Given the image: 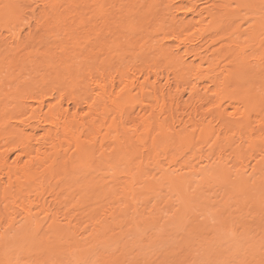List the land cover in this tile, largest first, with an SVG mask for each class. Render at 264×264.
Instances as JSON below:
<instances>
[{
  "label": "bare ground",
  "instance_id": "obj_1",
  "mask_svg": "<svg viewBox=\"0 0 264 264\" xmlns=\"http://www.w3.org/2000/svg\"><path fill=\"white\" fill-rule=\"evenodd\" d=\"M59 36L32 87L3 93L0 57V264L99 246L117 264L110 246L166 226L184 248L247 239L243 264H264V0H0V47ZM11 121L30 134L9 143Z\"/></svg>",
  "mask_w": 264,
  "mask_h": 264
},
{
  "label": "rangeland",
  "instance_id": "obj_2",
  "mask_svg": "<svg viewBox=\"0 0 264 264\" xmlns=\"http://www.w3.org/2000/svg\"><path fill=\"white\" fill-rule=\"evenodd\" d=\"M27 29H28V27L25 26L23 31L26 32ZM59 39L60 40H56L55 42L51 41L52 45L49 44L50 41L46 42V43L34 41L33 43H31V45L29 44V46H31V47H23V48H21L22 50L19 48L20 50L16 49L17 51L15 49L11 50L12 48H14V45L9 43V41L6 42L5 47H3V45H2L1 47H3V49H1V47H0V51L2 50V53L0 52V54H3V55H0V57L4 58V59H2V61L4 60L3 61V67H5V68H3V70H5L3 72V76H6V77H4L6 80L4 79L3 83H6V81H7V83L5 84L6 86L4 85V87H3L5 89V90H3V93L6 92V90H9L11 85L12 86H15V84L22 85V82H23V83L28 84L27 87H29V86L32 87L31 85L39 83L37 81H38V78L40 75L41 76H40L39 80L41 81V79L43 78V75H44V77L46 76L47 78H50V76H51V78H52V76L54 77L56 74H58V72L55 69L49 68L51 64H48L49 66H47V67L46 66L44 68L42 67V71L39 70L40 73H42V74H40L39 72H35L34 69H37L36 67H38L35 64L39 61V58L41 60H43V58L45 57L46 54L49 57H51L50 55H52L53 60L54 59L56 60L59 56H61V54H59V53H60L62 46L66 47V51H67V49H68V51H70V48L69 47L67 48V46H69L68 44H70V42L67 41L68 43H66V42H64V39L62 41L61 37ZM40 43H41V45L42 44L43 45L40 46ZM59 43H60V45H59ZM63 43H65V44H63ZM45 44H48V46L45 47ZM55 44L57 46L59 45L60 47L55 46ZM34 46H37V47H34ZM28 48L29 49L34 48L35 51H33L34 49L29 50ZM53 48L60 49V50L56 51ZM24 49H26L28 51H25ZM38 49H40L41 51H39ZM51 49H52V51H49ZM44 51L46 53L45 55H43V56L39 55V54H43ZM12 52H15V54ZM18 52L20 55L18 54ZM28 52H29V55L27 54ZM47 52H49V53H47ZM56 52H58V53L56 54ZM16 53H17V56H16ZM4 54H5V56H4ZM31 54H32V56H31ZM55 54H56V56H55ZM58 54H59V56H58ZM76 55L79 56V53L77 52ZM9 56H10L11 60L9 59ZM12 56L14 57L15 60L12 58ZM26 56H27V58H26ZM17 57H20V59H17ZM21 57L25 62L21 61L22 60ZM28 57L31 58V62H30V58H28ZM32 57L35 58V59H33L34 61L32 60ZM79 59L80 58H72V60L70 59L69 62L74 61L75 65H77L79 63ZM11 61L13 64L11 63ZM19 61H20L21 65L17 64V63H19ZM22 62H23V64H22ZM10 64H12L11 65V66H13L12 68L10 67ZM14 64L20 65L21 67L16 66V68H17V70H16V68H14L15 67ZM24 64H25V66H24ZM52 65H55V64L53 63ZM22 67H24V68H22ZM18 68H20L21 72H19L20 70ZM40 68L41 67H39L38 69H40ZM30 69L34 70V71H31ZM44 69L46 70V72L47 71L48 72L45 73ZM12 71H13V74L15 77L13 76ZM54 71H56L57 73H55ZM34 72H35V74H34ZM51 72H54V73H52L50 75ZM25 75H29L31 77H25ZM11 76L14 78H12ZM36 76H38V77H36ZM22 77H25V78H23L24 81L22 80ZM33 77H34V79H35V77L37 78L36 81L34 79H32ZM17 78H18V80H17ZM14 81H16V82H14ZM11 82H12V84H11ZM23 86H24V84H23ZM4 102L8 103L7 100L5 101L3 99L2 104ZM10 124H11V127L7 128L8 132H9V134H8L9 143H16L19 140V137H21V135H22V138H24L25 135L30 134V129H28V127H24L22 124L15 123L14 121H11ZM10 129H11V131H9ZM42 130L43 129L40 128V129H38V131H36V133H40V132H42ZM32 143H35L33 139H32ZM8 145H10V144H8ZM10 156L12 158L14 156V153H12ZM199 218H201V217L199 216ZM158 224H161V223H158ZM154 228H156V229H154ZM171 228L172 227L166 226V228H163L161 230L158 227H151V229H146L145 231H143L138 236L137 235H126L123 239V242H125V243L128 242V243H126L127 248L124 249L123 251H121L118 248L119 246L115 247L116 245H112L108 248V255L112 254L114 256H118L117 259H119V261L117 264H174V262L180 261L183 258H186L187 260H189L186 262V264H243L244 262H246L245 257L247 256L250 249H252V247L255 248V245L249 246L251 242L248 241L247 239H240V240L238 239L237 240L236 238L234 239L230 235L223 233V231H220L218 233H213L214 235L211 233V231L206 232L205 234L203 233L204 235L201 234V236L203 235L204 237L203 236L202 237L204 239L201 236L200 237L198 236V238H196V242L194 241V242H192L193 244L191 243L188 248L187 247L184 248V246H180L181 245L180 243H182L181 242L182 241L181 240L182 235H183L182 232L177 231L175 229H171ZM252 231H253V234L255 235V238H254L255 240H257L259 238V236L262 234L261 231L258 230V228H252ZM258 231H260V232H258ZM221 232H222V234H221ZM256 233H257V235H256ZM199 238H200L201 243L200 242L197 243L199 241ZM204 240H206V241H204ZM194 243H195V245H194ZM201 244L202 245L204 244L205 248L201 247ZM235 244H237L238 246H236ZM246 244H247V246H246ZM198 246H199V248H198ZM235 247H237V248H235ZM208 248H210V249H208ZM208 250H210V251L214 250L215 255L217 254L218 258L212 257V259L211 258L208 259L207 258V252H209ZM205 251H206V253H205ZM101 252H102V249L99 246L96 248V251L89 254L88 257L83 258V260L81 259V261H78V262H75L74 260H67V262H65L64 264H101V261L103 259Z\"/></svg>",
  "mask_w": 264,
  "mask_h": 264
},
{
  "label": "snow or ice",
  "instance_id": "obj_3",
  "mask_svg": "<svg viewBox=\"0 0 264 264\" xmlns=\"http://www.w3.org/2000/svg\"><path fill=\"white\" fill-rule=\"evenodd\" d=\"M4 7L6 8V9H15V8H17L18 7V5H4Z\"/></svg>",
  "mask_w": 264,
  "mask_h": 264
}]
</instances>
